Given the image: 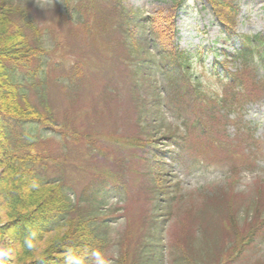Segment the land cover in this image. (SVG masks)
I'll list each match as a JSON object with an SVG mask.
<instances>
[{
	"label": "rangeland",
	"instance_id": "374dc122",
	"mask_svg": "<svg viewBox=\"0 0 264 264\" xmlns=\"http://www.w3.org/2000/svg\"><path fill=\"white\" fill-rule=\"evenodd\" d=\"M21 1L22 3L15 6L28 10L35 24L43 34L45 33L48 46L46 60L50 61L45 67L46 74L36 80L24 81L20 75L17 76V81L23 84L32 104L45 113L46 106L52 107L55 123L61 125L68 134H75L74 130H76V135L90 134L93 137V131L98 130L106 133V137L114 135V137L129 139L128 137L134 138L138 133L146 131L141 125L144 123L151 130V134L156 132L154 140L161 151L166 153L168 150L165 146L171 141L166 139L160 141L161 137L175 132L181 136L177 132L184 129L186 120L194 119V112H198L200 104L198 101L191 107L187 104L184 107L178 105L177 114L173 112L174 110L170 111L166 106L164 107L172 85L168 83L165 85V77L158 68L160 60L157 49L152 46L148 48L153 61L150 62V67L140 64L139 80L131 82L135 70L115 62L114 57L118 50L109 42L112 37L121 34L120 29L124 23L120 17L117 15L111 17L109 14L111 28L103 31V36L92 37L91 46L100 58V62L97 63V57L94 54L88 56V50L83 47L87 40L89 41L85 38L83 29L89 25L94 31H99L101 25L97 20L87 24L89 17L82 19L86 14L91 15L82 8L84 7L82 0L71 1L70 7L74 8V13L71 12V14L64 12V7L59 9L61 8L60 0ZM97 1L107 7L102 9L103 13H120V9L115 10L110 0ZM123 1L126 3L124 6L133 8L136 13V20L124 25V30L127 29L129 33L134 32L135 44L143 35L149 40L153 38L152 31L146 22L147 18L151 19L158 15L167 18L169 17L167 13L175 11L176 43L180 51L188 55L190 74L202 85L203 94L200 98L204 100V105L211 108L212 103H215L222 110L226 105L235 107V104L230 102H235L236 98L224 90L225 83L210 77L215 65H217L218 74L223 76L225 82L229 75L237 73L241 81L251 89L247 94L249 98L264 94V65L258 63L260 57L253 55V59L250 60L251 66L246 68L241 59L234 57V52L243 46L244 36L251 38L264 33V0H238L240 14L237 19V32L230 40L224 36L221 26L205 0ZM62 13H67L66 19H62ZM104 19V15H98V20ZM140 44L143 46L144 42L141 41ZM254 46L255 43H253ZM201 53L202 59L199 56ZM135 56V61L144 58L142 53H136ZM225 58L228 61L225 62ZM80 59L91 61V64L87 62L86 66H93L92 69L97 70L95 75L100 76L98 81L91 80L90 84L92 73L83 69ZM116 59L128 60L125 56H119ZM126 70L130 71L131 75L124 77L123 73ZM106 75H111V80H103L106 79L104 77ZM84 77L86 79L79 88L77 80ZM70 81H72L71 84ZM93 81L96 82L93 83ZM108 87L114 93L123 94L129 100L130 94L135 98V103L132 105L130 103V106L125 107L124 101H120V106L117 107V102L110 105L111 114L116 109L115 115L120 114L123 118V122L119 121L117 124L112 122L111 125L108 124L111 116L104 115L96 119L90 104L94 95L99 98V91ZM137 95L140 98H136ZM190 95L189 93L188 96ZM196 98L199 100V97ZM0 104L8 103L5 104L0 99ZM138 104L143 106H139L143 120L140 123L136 121V105ZM10 105L13 106V103L11 102ZM99 107L102 108L101 103ZM89 108L91 113L88 115ZM103 112L106 113L105 110ZM225 113L227 114L226 110ZM229 119L234 120L235 124L227 127L226 134L223 136L225 141H221L225 145L218 147L208 140L207 152L211 156L205 162L196 160L193 148H189L186 152L187 159L171 166L169 175L173 181H180L187 192V198L183 203L173 204L170 211L166 207L165 212L160 214L158 219L161 227L160 234L158 238L157 236L155 238L157 241H150L149 244L148 241L144 242L145 238H149L145 228L153 223L154 210L158 209L160 204L150 202L151 191L141 186L142 180L143 182L150 180V177L142 176L147 173L140 168L144 167L143 162L134 161L132 149H123L119 152V159L127 160L124 181L128 191L119 195L110 186L101 193L105 211L113 213L108 220L110 224L107 230L106 254L108 257L110 254L113 258L117 257L118 249L122 245L127 246L126 253L131 260L140 261L143 257L155 256L151 251L150 255H147L148 252L143 253L142 249L146 244L161 248L160 236L164 234L169 247V256L160 264H182L183 258L188 259L190 264H264V183L262 182L264 181V99L255 104H244L243 110L235 115L232 114ZM224 126L225 123L220 131ZM59 134L58 130L49 131L43 127L35 134L32 133L35 140L46 142L58 159L63 154L70 156V164L65 167L64 174L60 172L57 165H51L47 168V175L55 181L64 177V181L71 187V197L75 198V201L80 199L86 203L88 199L82 195V191L95 172H99L93 164L102 162L103 158H89L84 139L79 142L67 141L62 145L58 138ZM203 139L205 140V136ZM48 140L51 144L47 142ZM237 152H241L242 155L237 156ZM164 156L169 157V155ZM141 157L144 155L139 156V159L143 160ZM130 164L132 165L129 166ZM80 165H88L89 167H86L88 171L78 168ZM80 174L85 176L82 177ZM7 181L9 178H6L4 171L0 170V187ZM206 188L210 190V193L223 189L218 202L208 199L206 192L189 195L191 192ZM221 197H223L222 200H220ZM85 203H83L84 207L88 204ZM3 209L5 206L1 202L0 210ZM244 209H247L249 213L242 215ZM100 210L104 213V209ZM0 220L4 239L0 248V264H7L6 258L8 264H18L20 247L13 241L14 239H10L13 226L6 222L2 224V221H5L3 211L0 212ZM103 220L104 218H99V221ZM259 220L261 225L257 229L256 240L246 248L240 258L234 257L237 247L244 241L254 222ZM164 221L167 222L164 223ZM99 232L106 236V227L100 226Z\"/></svg>",
	"mask_w": 264,
	"mask_h": 264
},
{
	"label": "trees",
	"instance_id": "16d2710c",
	"mask_svg": "<svg viewBox=\"0 0 264 264\" xmlns=\"http://www.w3.org/2000/svg\"><path fill=\"white\" fill-rule=\"evenodd\" d=\"M61 1L69 7L72 0ZM82 1L85 4L82 8L90 12L107 9L97 0ZM111 1L118 2H115V10L121 8V13L111 17L117 15L130 22L136 19L135 13L121 2ZM208 1L217 11L221 23L231 26L238 12L234 5L236 0ZM18 3L22 1L0 0V99L9 106L0 104V170L9 178L0 187V203L5 206V209L0 210L5 218L2 224L6 222L13 226L10 239H14L20 247L18 264H107V231L106 236L99 232L98 218L94 214L96 210H93L91 203L86 207L81 200L74 203L65 181H54V178L48 177L49 162L58 164L59 159L51 155V148L46 142L35 140L27 129L30 126L53 127L55 119L53 109L46 106V113L38 110L28 98L23 85L17 81L18 75L37 79L41 63L47 55L45 33L35 24L28 10L15 6ZM151 25L162 41L172 34L174 28L172 20H152ZM140 40L144 41L142 38ZM134 47L135 53H146L141 44ZM172 54L177 56L174 52ZM179 62L182 64V58L175 57V63ZM109 95L116 97L112 93ZM74 132L77 133L76 130ZM147 136L150 138V135ZM88 138H94V134ZM142 138L123 139L117 143L120 147L133 146L143 151L151 148L150 141L148 143ZM98 141L101 142V138ZM47 142L51 144V141ZM159 155L153 156L155 161L162 158ZM97 157L103 158L101 176L105 181L111 180L114 172L104 169L107 156ZM155 167L157 184L154 196L161 201L159 195L166 194L165 190L170 189V186L164 183L166 177L161 167ZM93 186L91 195L98 190L97 186ZM177 188L175 185L174 189ZM2 240L0 229V248ZM120 251L122 254L117 264H152L150 258L131 260L126 253V245H122Z\"/></svg>",
	"mask_w": 264,
	"mask_h": 264
},
{
	"label": "bare ground",
	"instance_id": "6f19581e",
	"mask_svg": "<svg viewBox=\"0 0 264 264\" xmlns=\"http://www.w3.org/2000/svg\"><path fill=\"white\" fill-rule=\"evenodd\" d=\"M61 6V5H60ZM59 9H63V7L61 6V8H59Z\"/></svg>",
	"mask_w": 264,
	"mask_h": 264
}]
</instances>
